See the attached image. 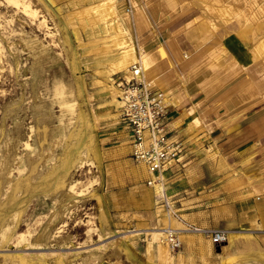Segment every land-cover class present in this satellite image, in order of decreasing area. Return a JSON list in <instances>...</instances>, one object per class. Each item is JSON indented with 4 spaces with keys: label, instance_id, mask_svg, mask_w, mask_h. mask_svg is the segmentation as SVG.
Listing matches in <instances>:
<instances>
[{
    "label": "rangeland",
    "instance_id": "1",
    "mask_svg": "<svg viewBox=\"0 0 264 264\" xmlns=\"http://www.w3.org/2000/svg\"><path fill=\"white\" fill-rule=\"evenodd\" d=\"M188 4L200 15L241 22L254 49L264 41V0ZM140 6L0 0V264H175L181 235L211 240L173 214L182 246L172 250L159 238L163 197L157 200L156 183L153 194L141 163L125 152L129 143L112 134L120 84L131 75L118 59L147 53L138 51L133 22Z\"/></svg>",
    "mask_w": 264,
    "mask_h": 264
},
{
    "label": "crops",
    "instance_id": "2",
    "mask_svg": "<svg viewBox=\"0 0 264 264\" xmlns=\"http://www.w3.org/2000/svg\"><path fill=\"white\" fill-rule=\"evenodd\" d=\"M188 1L140 0L137 48L151 62L146 79L169 97V129L186 146L164 172L165 190L185 218L231 237L218 246L185 233L174 263L264 264V60L241 22L200 15ZM113 127L131 146L121 113Z\"/></svg>",
    "mask_w": 264,
    "mask_h": 264
},
{
    "label": "built area",
    "instance_id": "3",
    "mask_svg": "<svg viewBox=\"0 0 264 264\" xmlns=\"http://www.w3.org/2000/svg\"><path fill=\"white\" fill-rule=\"evenodd\" d=\"M121 118L132 131L131 154L137 163H144L149 170L147 182L153 186L165 181V170L175 163L185 150V142L176 138L169 129L170 100L166 92L149 82L140 62L131 65L129 78L121 81ZM161 204L171 214L181 219L189 230L208 235L212 242L222 246L229 240L230 231L226 228H203L182 218L173 209L170 196L165 190ZM179 232L171 231L166 241L172 250L182 246Z\"/></svg>",
    "mask_w": 264,
    "mask_h": 264
},
{
    "label": "bare ground",
    "instance_id": "4",
    "mask_svg": "<svg viewBox=\"0 0 264 264\" xmlns=\"http://www.w3.org/2000/svg\"><path fill=\"white\" fill-rule=\"evenodd\" d=\"M128 8H126V10H127ZM23 10L24 11H27V10H30V7L28 6V5H24V7H23ZM35 10V9H34ZM143 21V20H142ZM127 23V22H126ZM144 25V24H143ZM123 26V25H122ZM129 46V45H128ZM127 46V47H128ZM134 47V46H133ZM132 48V47H131ZM127 49V48H126ZM122 50V49H121ZM131 50V49H130ZM133 50V49H132ZM144 49H142V51H143ZM123 51H125V50H123ZM122 51V52H123ZM134 52H135V50H134ZM134 52H132V53H134ZM257 52H258V54H260V58H262L263 60H264V42H262L259 46H258V48H257ZM130 53V52H129ZM120 54H121V52H120ZM119 54V55H120ZM122 55V54H121ZM120 55V59H118L119 60V62H118V64H116V66L117 67H119V66H121L122 64H123V66L125 67L124 69H125V73H128V74H131V68H128V64L129 63H135L136 61L137 62H140L141 63V65H142V67H143V69H144V73H145V76H146V74H149L150 72H151V67H150V63H148V59H147V53H141L140 54V56L138 55V56H133V55H131V57H129V58H127V60H125L126 59V57L125 56H121ZM116 57H119V56H116ZM117 59V58H116ZM151 59V58H150ZM125 60V61H124ZM148 60V61H147ZM153 62V61H152ZM113 64H115V62L113 63ZM125 64V65H124ZM132 64V65H133ZM130 67V66H129ZM154 68V67H153ZM116 69V68H115ZM115 86V85H114ZM113 86V87H114ZM114 88H116V87H114ZM112 89V88H111ZM120 95H121V93H120ZM116 99V98H115ZM117 101H118V104H120V103H122V101H121V99H117ZM141 168L146 172V173H149V170H148V168H147V166L144 164V163H141ZM149 175H150V173H149ZM155 190H156V192L158 193V195H157V198L159 199V198H161L163 195H164V190H165V186L163 185V183H162V181L161 182H156V184H155ZM162 202V201H161ZM161 202L158 204L159 206H158V208H157V210H156V214H157V216L159 215L160 217H167L169 214H171V213H169L167 210H165V208L163 207V204H161ZM174 222H175V219L174 218H171V217H169V218H167V220H165L164 221V225L162 226V227H159V228H157V227H155V230H157L156 232H159L158 234H160V236H159V238L160 239H162V237L163 238H165L166 239V235L167 234H169V232H171V231H176V232H180V228H177V227H175L174 226ZM198 229H203L202 227H199L198 226ZM143 230V229H142ZM254 230V229H253ZM126 233V232H125ZM134 233V232H133ZM164 240V239H163ZM163 245H165L164 243H161V246H163ZM166 247V246H165Z\"/></svg>",
    "mask_w": 264,
    "mask_h": 264
}]
</instances>
